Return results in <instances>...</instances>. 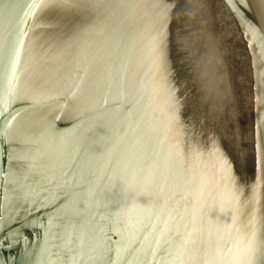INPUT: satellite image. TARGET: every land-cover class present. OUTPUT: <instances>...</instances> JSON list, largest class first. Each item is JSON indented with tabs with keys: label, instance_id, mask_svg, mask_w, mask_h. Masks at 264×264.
<instances>
[{
	"label": "water",
	"instance_id": "obj_1",
	"mask_svg": "<svg viewBox=\"0 0 264 264\" xmlns=\"http://www.w3.org/2000/svg\"><path fill=\"white\" fill-rule=\"evenodd\" d=\"M0 264H264V0H0Z\"/></svg>",
	"mask_w": 264,
	"mask_h": 264
}]
</instances>
